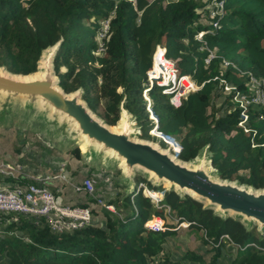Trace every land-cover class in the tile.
Here are the masks:
<instances>
[{"label":"trees","instance_id":"obj_1","mask_svg":"<svg viewBox=\"0 0 264 264\" xmlns=\"http://www.w3.org/2000/svg\"><path fill=\"white\" fill-rule=\"evenodd\" d=\"M209 2L0 0V68L13 74H32L41 52L59 42L53 59L57 85L66 93L79 91L87 108L104 123L114 126L123 108L137 125L139 138L150 139L148 131L155 126L162 134L151 132L153 137L173 152L178 150L179 160L193 161L205 150L218 178L264 188L260 107H247L244 132L237 125L240 109L231 100L232 93L221 92L218 83L223 79L247 95L248 74L264 77V0H221V14L213 16L206 8ZM107 18L104 53L96 55V31L99 21ZM212 21L217 22L216 28ZM198 33L200 40L195 38ZM157 44L178 74L188 75L199 85L178 107L168 103L162 85L147 81ZM207 50L214 57L205 64ZM153 67L149 70L152 77L159 74L157 63ZM143 91L156 116L150 118L156 123L148 119ZM218 97L222 100L216 105ZM163 134L173 137L179 149ZM71 153L78 156L76 148ZM137 180L146 184L149 190L144 194L155 204L140 188L121 200H109L107 204L118 213L125 211L123 217L85 196L79 206L89 208L92 220L82 228L52 233L42 220L21 216L10 220L0 237L1 264H150L153 259L164 264L184 260L219 264L225 244L233 250L229 264H264V228L257 230L236 217L218 215L187 194L141 177ZM150 216L162 220L161 229L145 226ZM181 223L184 227H178L187 232H200L205 250L186 249L178 262L164 255L162 247Z\"/></svg>","mask_w":264,"mask_h":264},{"label":"water","instance_id":"obj_2","mask_svg":"<svg viewBox=\"0 0 264 264\" xmlns=\"http://www.w3.org/2000/svg\"><path fill=\"white\" fill-rule=\"evenodd\" d=\"M55 50L47 48L41 52L38 59L41 62L37 61L34 71L39 74L19 75L1 68L0 117L8 101L24 100L27 106H35L40 113L49 114L61 126L70 127L72 136L80 140L87 153L105 154L117 162L123 159L125 179L130 178L133 169H138L153 183H164L167 189L179 194L192 192L194 196L187 195L218 215L236 217L247 225L255 222L264 228V188L253 189L218 178L205 150L193 161L183 162L176 156L178 150L176 153L163 152L146 139L135 138L133 135L138 127L125 120L122 124L128 132L110 130V125L87 108L79 91L66 93L57 85L53 71Z\"/></svg>","mask_w":264,"mask_h":264},{"label":"rangeland","instance_id":"obj_3","mask_svg":"<svg viewBox=\"0 0 264 264\" xmlns=\"http://www.w3.org/2000/svg\"><path fill=\"white\" fill-rule=\"evenodd\" d=\"M103 21L104 20L99 21V27L96 31V46L97 43H102V32L99 33V28L102 30L103 24L101 22ZM262 44L264 46V41ZM58 46L59 42L56 43V50ZM95 54L101 55L102 52L95 49ZM143 94L147 98V101H145V109L148 113V119L150 122L155 123L156 121L150 118L153 116L156 119V116L152 113L150 108L151 101L148 99V94L146 92ZM220 95L221 97L225 96L223 93H220ZM221 97L214 99L216 105L222 100ZM25 103L26 102L21 99H12L8 101L5 106L6 111L2 117H0V170L9 171L14 177L19 174V179L23 180L35 179V177L42 176L41 173L51 172L52 174L63 175L67 178L68 182L57 177L52 180V185L49 186L55 194V190L58 192L57 196L65 194V198L58 197L60 204L72 206H79L86 194L81 191L79 193H81L82 196H78L79 193L74 191L70 183L76 184L85 177L93 178L95 181L94 196L100 200V205L96 204V202L93 204L104 208L105 206H109V211L113 214L117 213L119 217H123L125 211H119L118 213L113 206L107 204L109 200L116 199L117 197L118 200H121L126 193L135 192L139 188L141 189V194L145 196L144 190L149 189L144 182H138V177L147 179L151 184L158 185L157 183H153L152 180H149L148 178L150 177L138 169H133L130 178L125 179L122 171L117 166L116 160L108 158L105 154L92 155L87 153L85 149L81 151L79 148L80 140L72 136L70 127L61 126L60 123L54 121L49 114L40 113L38 108L35 106H27ZM120 115H123L125 121L133 126L135 125L130 114L120 110L119 117ZM136 127L137 125H135V128ZM135 132L133 136L139 138L140 131L136 128ZM148 134L150 135V139H148L150 142H154L157 146L166 148V150L170 151L171 147L167 146L163 141L153 137L150 131H148ZM174 144L177 146L175 142ZM74 148L78 151L77 157L71 153V150ZM7 166H9V168H7ZM1 177L5 176L0 173V178ZM4 182L8 183L9 181ZM16 183L17 182L14 181V184ZM140 184H142V187L139 186ZM158 186L167 189L162 183H159ZM158 194L161 195L159 191ZM154 204L153 200L152 205ZM18 216L21 215L0 214V237L4 234V228L10 220L17 221ZM21 217L25 220H38L36 216L31 215H22ZM156 222L161 224L162 220L150 216L146 221L150 227L154 226ZM251 225L256 226L257 230L263 228L259 227L255 222ZM178 226L184 227V224L181 223L175 226V234L166 239L162 247L164 255L167 254L169 258H173L179 262L182 260V253L186 249L192 248L197 251L205 250V246L200 243V232H187ZM232 253L233 250L227 244L223 245L220 251V257L218 258L219 264H229ZM159 256H162L161 253H159ZM188 262L194 264L191 261Z\"/></svg>","mask_w":264,"mask_h":264},{"label":"built area","instance_id":"obj_4","mask_svg":"<svg viewBox=\"0 0 264 264\" xmlns=\"http://www.w3.org/2000/svg\"><path fill=\"white\" fill-rule=\"evenodd\" d=\"M207 0H205L206 2ZM210 2L206 5V8L210 10L211 16L213 14H221L222 2L221 0H209ZM209 7V8H208ZM213 7L216 8L213 10ZM108 21L109 18L101 22L103 24L102 30L99 28V33H101L102 43L96 46L98 51L104 53L105 41L107 39L108 32ZM211 26L213 28L217 27V22L212 21ZM195 38L200 40L201 34L198 33ZM207 55L204 58L203 62L206 64L211 58L214 57L212 51L207 50ZM157 57V60L155 59ZM154 60L157 63L159 74L155 77H152L149 74V70L154 68ZM150 69L147 71V81L151 84L155 82L158 85H162L161 92L168 95V103L173 107H178L181 104L182 98L188 92H192L199 88L188 75L178 74L174 68L173 62L168 60L164 56V50L161 45H155L151 57H150ZM224 65L227 64L226 61L223 62ZM219 89L221 92L228 94L232 93L231 100L237 103L239 111V116L241 119L237 122V125L242 127L244 132H247V128L244 126L246 120V109L249 105L255 104L260 107L261 114L260 119L264 120V77L256 78L250 74L247 76V88L249 93L246 95L235 90L228 82H225L223 79H219ZM145 91H143L144 93ZM143 95L147 101L146 96ZM156 121V120H155ZM156 123V122H155ZM150 133H160L154 126L149 130ZM173 142L177 145L178 143L169 135ZM179 148V145H178ZM173 151L172 149H170ZM9 168V166H7ZM60 170V169H59ZM0 173L5 177L0 178V214H19V215H31L36 216L38 220H42L43 223L52 233L68 232L78 228H82L85 225L89 224L92 220V215L87 206H78V205H62L56 198L55 193L50 188L49 185H52V180L59 177L61 180L68 182L67 178L63 175H56L50 173H41L42 176L35 177L31 180L19 179V174L15 177L9 171H2ZM14 178L12 182H4L5 178ZM17 177V178H16ZM61 181V182H63ZM95 181L93 178L85 177L79 181V183L70 185L74 188V191H82L86 196L94 199L96 204L100 205V200L94 196ZM142 187V184L139 185ZM153 201L152 197L146 195ZM160 201V198H159ZM109 210V206H105ZM158 218V217H156ZM160 219V218H159ZM37 220V221H38ZM35 221V220H34ZM35 221V222H37ZM147 228L153 230H159L162 228V222L154 223V226H149L148 223H145ZM150 264H164L158 259H153ZM177 264H190L187 261H180Z\"/></svg>","mask_w":264,"mask_h":264},{"label":"bare ground","instance_id":"obj_5","mask_svg":"<svg viewBox=\"0 0 264 264\" xmlns=\"http://www.w3.org/2000/svg\"><path fill=\"white\" fill-rule=\"evenodd\" d=\"M55 46H56V44L55 45H53V46H51V47H47V48H52L53 50H55ZM46 48V49H47ZM46 49H44V50H46ZM43 50V51H44ZM52 52V51H51ZM40 62L41 61H38V63L40 64ZM0 70H1V68H0ZM39 71V70H38ZM40 72H34V73H32V74H39ZM32 74H29V75H32ZM122 112H126L123 108H121L120 109ZM124 119H123V115H120V117H119V119H118V121L116 122V124L114 125V126H110L109 128H110V130H113V131H120V130H124V131H126V132H128L127 131V128H126V125H124V124H122ZM138 139H141V138H138ZM143 140V139H142ZM146 141H148L152 146H154V147H156V148H158V149H160V150H162L163 152H167V150L166 149H164V148H159L158 146H157V144H155L154 142H150V140H146ZM79 148L81 149V151L84 149V146H83V144L82 143H79ZM170 155H171V157H173V158H175V156L172 154V153H169ZM117 166L120 168V170L121 171H123L124 170V168H125V166H124V160L123 159H121V160H119L118 162H117ZM164 184V183H163ZM187 191V190H186ZM187 194H190L191 196H194L193 195V193L192 192H190V191H187Z\"/></svg>","mask_w":264,"mask_h":264},{"label":"crops","instance_id":"obj_6","mask_svg":"<svg viewBox=\"0 0 264 264\" xmlns=\"http://www.w3.org/2000/svg\"><path fill=\"white\" fill-rule=\"evenodd\" d=\"M78 183H79V182H78ZM58 191H59V190H58ZM55 192L58 194V192H57L56 190H55ZM77 192L79 193V192H81V191H77ZM60 194H61V193H60ZM78 196L81 197V196H82L81 193H79ZM58 197H64V198H65V194H61V195L57 196V197H56L57 200H58ZM83 199H85V197H83Z\"/></svg>","mask_w":264,"mask_h":264},{"label":"clouds","instance_id":"obj_7","mask_svg":"<svg viewBox=\"0 0 264 264\" xmlns=\"http://www.w3.org/2000/svg\"><path fill=\"white\" fill-rule=\"evenodd\" d=\"M146 196V195H145ZM148 197V196H147ZM161 198H162V194H161V197H160V200H161ZM150 199V198H149ZM152 202V201H151ZM160 202V201H159Z\"/></svg>","mask_w":264,"mask_h":264}]
</instances>
